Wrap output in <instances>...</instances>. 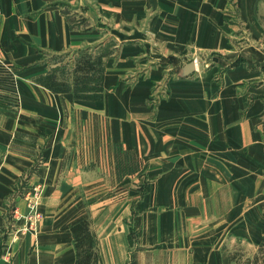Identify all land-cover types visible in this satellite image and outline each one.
I'll return each instance as SVG.
<instances>
[{"label":"crops","instance_id":"crops-1","mask_svg":"<svg viewBox=\"0 0 264 264\" xmlns=\"http://www.w3.org/2000/svg\"><path fill=\"white\" fill-rule=\"evenodd\" d=\"M210 1L0 0V59L8 62L13 71L17 99L13 101L16 106L0 102V227L8 198L21 176L38 162V166L42 167L40 171L48 170L51 165L56 167L65 152L74 145V135L86 134V130L93 125L95 113L101 120L116 114L125 118L130 105L141 101L138 95H131L129 89L119 90L120 83H123H118L122 78V70H130L131 66L137 69L133 57L137 55L138 47L134 44L125 45L124 42L118 46L115 42L116 38L120 40V36L116 27L113 33L110 26L116 23L117 16L124 18V21L118 18L120 23L125 22L129 14L139 18L137 15H141L146 6L171 9L180 16L179 19L175 16L163 19L161 15L159 19L171 25L166 28L172 30L175 24H180L182 30L188 31L191 25H195L194 29L208 43L210 39L207 37L212 29L208 25L220 24L213 12L216 0L212 7ZM229 1L237 14L236 25L221 26V33L217 30L218 26L214 27L213 41L217 43L216 40L220 38L218 49H223L222 40L228 36L226 31L229 35L236 32L237 40H245L234 55L232 48L227 53V64L236 67L232 76L237 79L227 80L224 85V90L229 91L230 95L194 96L188 102L183 101L182 113L185 117H182L184 120L180 124L183 133L191 130L188 125H198L193 130L198 136L212 138L209 149H198L199 152L209 150L214 153L211 156L212 163L198 161L197 167L205 169L204 173L200 170L199 182L206 185L204 194L208 190L212 199L224 189L231 190V195H238L239 161L243 155L247 159L241 160V163H246V168H254V175L251 181L247 179L242 185L249 194L264 193V0ZM217 2L223 5L226 0ZM242 30L245 35L240 36ZM112 35L114 41L108 47V53H97L98 49L105 48L108 43L106 39L112 38ZM81 51L102 59L104 77L101 101L76 100L70 91L54 93L39 83L40 78L55 73L71 88V72L65 77L58 75L51 67V60ZM110 62L114 65H110ZM112 87L115 88L113 97L108 94ZM116 103H120L121 107H117ZM194 113H198V118L192 120V124L185 122ZM177 127L180 126L173 129ZM224 147L230 152V159L222 161V154L217 152H222ZM210 184L211 187L208 186ZM210 195H184L185 199H189L186 215L203 216L206 207L200 201L210 199ZM220 209L221 204L207 208L208 212L213 210L216 217L221 215ZM75 211L76 208L67 214L73 215ZM174 212L173 215H182L177 208H174ZM230 214L236 215L232 210ZM81 220L89 222L84 217L68 222L66 243L56 227L53 238L42 239L40 248L28 240L15 246L10 241L0 239V264H15L12 256L15 247L17 264H74L75 250L70 227ZM187 227L173 224L163 230L165 236L160 240L138 241L134 251L130 252V258L128 249L131 246L127 242L123 243L124 250L121 251L116 244L118 241H106L108 245L112 244L110 247L115 253L114 257H109L104 241L95 236L100 264H231L232 261L222 251L221 220L208 227V231L219 233L218 238L202 233L207 231L206 224L196 226L194 231L190 230L191 226L185 230ZM151 228L155 226L151 225Z\"/></svg>","mask_w":264,"mask_h":264},{"label":"rangeland","instance_id":"rangeland-1","mask_svg":"<svg viewBox=\"0 0 264 264\" xmlns=\"http://www.w3.org/2000/svg\"><path fill=\"white\" fill-rule=\"evenodd\" d=\"M214 1H210L211 7ZM226 2L221 5L216 0L213 12L220 24L208 25L212 28L207 29L210 31L208 43L194 29L195 25L188 31L182 30L180 24H175L172 30L166 28L171 25L159 19L161 15L163 19L180 16L171 9L146 6L137 15L139 18L129 14L120 23V15L117 16L116 23L110 26L113 33L116 27L120 36L115 42L118 46L124 42L138 47L133 57L137 69L131 66L130 70H122L118 83H123L119 90L129 89L141 101L130 105L125 118L116 114L101 120L95 113L93 125L86 134L74 135V145L56 167L51 165L48 170L40 171L38 162L21 176L8 198L0 239L15 246L28 240L40 248L42 239L53 238L56 227L66 243L68 222L84 217L89 220L94 237L104 241L109 257L115 253L110 247L112 244L106 241L116 240L118 250H124L125 242L131 246L130 258L138 241L160 240L165 236L163 230L173 224L188 226L185 230L206 224L207 231L202 233L218 238L219 233L208 231V227L221 220L223 255L231 264H251L248 261L258 254V245L264 241V193L249 194L242 185L247 179H253L254 168H246V163H241L246 161V155L240 157L238 195L224 189L215 199L210 198L208 190L204 194L206 185L199 182L200 170L204 173L205 169L197 167L198 161L212 163L214 153L198 150L209 149L212 138L198 136L193 131L198 125L187 124L191 130H185L186 133L180 125L185 117L183 101L188 102L194 96L230 95L224 85L227 80L237 79L232 76L236 67L227 64V53L232 48L234 55L245 40H237L236 32L229 35L226 31L223 49H218L220 38L217 43L213 41L214 27L218 26L221 33V26L236 25V11L232 10L229 0ZM120 19L124 21L123 17ZM240 33L245 35L243 30ZM113 37L106 39L107 45L97 53H108ZM78 57L79 53H68L53 58L51 67L65 77ZM114 90V87L108 90L111 97L115 96ZM10 101L14 105L12 98ZM119 104L116 106L121 107ZM196 115L190 114V120L185 122L192 124L198 118ZM176 126L180 127L173 129ZM226 151L224 147L222 152H217L222 154V161L230 159V152ZM184 195H210V199L200 201L206 207L203 216L186 215L189 199ZM219 204L221 215L216 217L213 210L208 212L207 208ZM75 208L73 215L67 214ZM174 208L182 215H173ZM231 210L236 215L231 216ZM12 256L17 264V247Z\"/></svg>","mask_w":264,"mask_h":264},{"label":"trees","instance_id":"trees-1","mask_svg":"<svg viewBox=\"0 0 264 264\" xmlns=\"http://www.w3.org/2000/svg\"><path fill=\"white\" fill-rule=\"evenodd\" d=\"M0 73V102L4 105H11L10 98L17 100L13 73L3 70L1 66ZM71 75V88L55 73L40 78L39 83L54 93L70 91L76 100H102L104 66L100 56L92 57L86 51H81L72 66ZM70 232L75 250L74 264H100L95 237L90 230L89 222L81 220L75 223L70 227ZM248 262L251 264L264 263V241L258 245V254Z\"/></svg>","mask_w":264,"mask_h":264},{"label":"built area","instance_id":"built-area-1","mask_svg":"<svg viewBox=\"0 0 264 264\" xmlns=\"http://www.w3.org/2000/svg\"><path fill=\"white\" fill-rule=\"evenodd\" d=\"M0 66L3 68H6L7 71H11L9 65L5 63L4 61H2L1 59H0Z\"/></svg>","mask_w":264,"mask_h":264},{"label":"bare ground","instance_id":"bare-ground-1","mask_svg":"<svg viewBox=\"0 0 264 264\" xmlns=\"http://www.w3.org/2000/svg\"><path fill=\"white\" fill-rule=\"evenodd\" d=\"M197 67V66H196Z\"/></svg>","mask_w":264,"mask_h":264}]
</instances>
